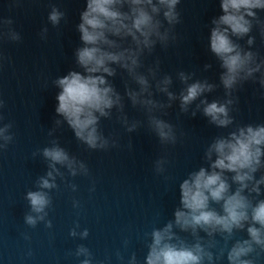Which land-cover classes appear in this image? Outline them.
Segmentation results:
<instances>
[{
    "label": "water",
    "instance_id": "water-1",
    "mask_svg": "<svg viewBox=\"0 0 264 264\" xmlns=\"http://www.w3.org/2000/svg\"><path fill=\"white\" fill-rule=\"evenodd\" d=\"M52 6L65 13L56 27L48 21ZM85 7L86 0H0V18H11V27L21 35L20 41L0 39V53L5 58L0 62V99L5 102L0 109L4 117L0 125L12 123L14 134L7 150L0 151V264H79L83 257L74 255L78 245L90 249L93 264H127L132 253L144 264L149 242L145 233L174 219V210L179 207V184L189 172L209 166L204 159L206 147L218 135L232 130L209 124L202 112L193 117L191 110L199 101L188 113H181L177 100L163 113H155L172 123L177 134L174 145L161 144L148 127L146 112L139 106L134 108L125 96V81L129 87L137 85L115 65L117 75L108 79L124 97V112L129 120H139L141 126L128 133L114 108L111 119L100 120L104 135L117 141L116 147L107 150L89 149L76 139L66 122L57 127L55 120L63 118L55 112L60 89L54 81L70 70H80L74 55L75 49L82 46L76 26ZM177 10L181 23L175 26V41H170L167 48L157 44L151 55L145 53V67L139 71L159 59L160 75L173 77L172 91L179 93L183 87L176 79L178 71L194 72V80L207 78L218 85L214 92L206 94L209 101L223 99L220 62L208 47L211 20L222 14L219 0H181ZM258 16L264 20V11L258 10ZM44 27L48 33L41 38ZM250 35L255 37L251 50L264 57V37L259 26L254 25ZM246 41L247 37L236 42L248 49ZM206 64L212 65L207 71ZM234 95L238 97L231 113L235 124L264 123V88L258 81L245 82ZM154 99L167 103L160 93H155ZM52 129L55 132L49 136ZM52 139L58 140L70 156L83 161L89 174L73 177L61 167L64 178L57 177L59 187L50 192L53 203L48 219L52 227L46 228L40 222L32 228L24 222V215L30 211L24 197L28 190H36V179L48 171V162L38 150L49 146ZM162 157L168 161L166 171L157 174L155 161ZM260 175L256 173L257 178ZM71 184L76 185L75 191ZM261 187L264 190V185ZM73 200L79 201V208L73 207ZM75 222L80 226L76 228L77 236L72 237L69 231ZM85 228L89 235L82 239L79 233ZM174 231L179 233V229ZM179 234L192 242L189 234ZM25 235L30 238L25 239ZM236 238H246V233L239 232ZM216 239L219 244L212 249L214 253L224 243L219 235ZM216 264H227V260ZM259 264H264V257Z\"/></svg>",
    "mask_w": 264,
    "mask_h": 264
},
{
    "label": "clouds",
    "instance_id": "clouds-1",
    "mask_svg": "<svg viewBox=\"0 0 264 264\" xmlns=\"http://www.w3.org/2000/svg\"><path fill=\"white\" fill-rule=\"evenodd\" d=\"M180 3L181 0H86L76 26L82 46L75 49L74 55L80 70H70L54 81L60 89L55 112L63 118L55 120V125L60 127L66 122L76 139L92 150L117 146V141L106 137L100 127L101 118L111 119L114 108L128 133L141 126V121L129 120L124 112V97L108 79L117 75V67L113 65L125 70L137 85L132 88L125 81V96L134 108L139 106L146 112L148 127L161 144L174 145L177 134L172 123L155 113H163L177 100L180 112L188 113L193 103L199 101L191 110L193 117L202 112L209 124L232 130L218 135L206 147L204 159L209 166L189 172L179 184V207L174 210V219L145 233L149 242L144 264H216L225 258L227 264H259L264 257V198H260L264 194L261 187L264 185V123L235 124L231 113L238 103L234 93L245 82L258 81L264 88V57L251 50L255 37L250 35L256 25L264 37V20L258 16V10L264 11V0H219L222 14L211 20L208 47L220 62L219 86L224 89V98L211 101L206 94L214 92L218 85L207 78L194 80V72L176 73V79L183 85L176 93L171 90L172 75H160L159 59L145 71H139L145 67L142 61L145 53L151 55L157 44L167 48L170 41H175L174 29L181 23L177 10ZM64 18L65 13L52 6L48 14L51 25L58 26ZM12 24L11 18H0V39L21 40ZM47 33L48 28L44 27L41 38H46ZM245 37L248 49L236 42ZM4 59L0 53V62ZM211 67L206 64L204 70ZM155 93L163 94L167 103L154 99ZM4 106L5 102L0 99V109ZM3 119L0 114V121ZM12 127V123L0 125V151L7 150L14 140ZM54 132L55 129L50 130L49 136ZM38 152L48 162V171L36 179V190L26 192L24 198L30 211L24 215V222L32 228L40 222L51 228L48 216L53 200L50 192L59 187L57 177L64 178L61 167L73 177L87 176L89 169L83 161L70 156L56 139ZM167 163L163 157L156 160V173L163 174ZM258 172L261 173L259 178L256 177ZM70 187L76 190L75 184ZM73 207L79 208V201L73 200ZM79 226V222H75L69 235L77 236ZM174 229L189 234L192 242ZM239 232H245L246 238H236ZM88 235L87 228L79 233L82 239ZM217 235L224 243L214 253L212 249L219 244ZM29 238L25 235V239ZM74 255L83 257L79 264H93V254L84 245H78ZM117 257L123 260L119 252ZM127 264H140L135 253Z\"/></svg>",
    "mask_w": 264,
    "mask_h": 264
}]
</instances>
